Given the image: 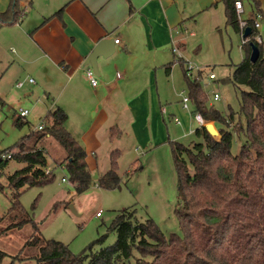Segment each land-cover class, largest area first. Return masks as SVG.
Instances as JSON below:
<instances>
[{
	"label": "trees",
	"instance_id": "16d2710c",
	"mask_svg": "<svg viewBox=\"0 0 264 264\" xmlns=\"http://www.w3.org/2000/svg\"><path fill=\"white\" fill-rule=\"evenodd\" d=\"M23 0H9L6 11L0 13V28L22 23L27 16ZM240 0H222L227 26L239 31L234 4ZM264 20V11L258 0H245ZM242 2V1H241ZM32 6V3H29ZM132 11V7L130 6ZM63 10L55 16L62 19ZM49 19V18H48ZM47 19V20H48ZM248 21L252 36L256 35L254 21ZM259 49V58L251 63V44ZM264 42L243 44V60L226 80L241 90L239 114L246 119V131L241 121L236 123V112L227 115L207 105V96L200 84L203 72L191 78L185 62H176L183 69L192 115L200 114L206 121L223 126L220 139L208 134L205 128L194 132L197 142L185 145L170 142L178 182L176 218L179 233L165 234L152 220L140 221L135 210L119 211L101 236L79 255H74L66 244L39 237L34 223L20 203L21 193L36 185L51 182L52 171L46 174L47 152L44 143L52 139L61 146L65 158L60 163L67 171L68 181L78 195L84 194L91 184L85 148L67 130L68 116L57 107L48 112L42 123L45 127L20 139L9 151L10 159L0 158V179L9 160L23 163L24 167L7 179V187L0 183V191L12 192L11 207L7 213L9 224L1 234L32 224V240L28 248H37V264H264ZM169 66V65H168ZM169 69V67H168ZM225 81V80H224ZM0 101L2 99L0 98ZM4 103V102H3ZM5 104V103H4ZM4 106V105H3ZM21 127L22 119L15 118ZM208 122L206 125H210ZM213 132V130H212ZM244 133L245 142L238 154H233L235 134ZM117 153L111 155V169L99 178L101 188L120 187L117 172ZM2 220V221H3ZM111 234L116 240L104 243ZM7 257L0 251V264Z\"/></svg>",
	"mask_w": 264,
	"mask_h": 264
},
{
	"label": "rangeland",
	"instance_id": "374dc122",
	"mask_svg": "<svg viewBox=\"0 0 264 264\" xmlns=\"http://www.w3.org/2000/svg\"><path fill=\"white\" fill-rule=\"evenodd\" d=\"M32 3L29 14L18 26H5L0 28V150L9 151L21 138L32 132V128L39 127L42 118L55 104L61 107L66 94L59 93L58 88L49 90V61L45 59L32 42L31 34L36 26H40L49 14L59 10L61 4L69 0H24ZM245 7L247 1L244 0ZM246 14H244L245 17ZM245 19V18H244ZM207 31V30H206ZM204 30V33L206 34ZM261 34L264 40V20L262 21ZM189 32V31H188ZM189 33H187L188 35ZM241 47L238 35L234 36ZM204 40L210 41L208 34ZM264 50V47H263ZM120 51V50H119ZM118 49L115 53L119 52ZM198 52L190 55L176 53L175 60H183L185 69L189 62L193 67L205 69L200 79V84L207 96V105L223 115L229 109L236 112V123L240 120L243 130L246 131V119L239 114V98L242 90L234 88L231 82L226 81L232 74L231 61H224L212 50L204 59ZM42 56V57H41ZM236 63L237 56L232 57ZM212 69L216 81H209L206 74ZM192 74V75H190ZM188 75L193 79L197 77V70H191ZM176 90L184 91L187 85L183 69L177 63L174 72ZM32 80L33 83H29ZM225 80V81H224ZM27 81V82H26ZM18 82H25L22 89H17ZM221 96L220 101H215L213 94ZM171 107L177 104L174 92L168 95ZM181 99V98H180ZM4 105V106H3ZM55 108V109H53ZM20 110H27L26 122L21 127L14 123V116ZM73 115V117H72ZM70 113L66 128L73 132L74 138L85 148L81 136L93 122V113L87 120L79 118L73 110ZM168 124L170 130H178L174 124ZM195 122L192 132L186 134L179 141L185 145L197 142L194 134ZM213 133L216 129L223 128L221 124H210ZM161 126V125H160ZM159 126L149 125L145 133H139L138 127L128 119L114 125H107L99 132L97 140L102 144L90 158L89 166L91 184L88 190L78 195L72 184L68 181L67 171L60 163L65 158L61 146L52 139L44 143L47 152V169L52 171L54 178L51 182L36 185L21 193L20 203L28 212L30 219L37 224L39 237L46 241L55 240L66 244L74 255L84 252L95 240L105 235L108 227L115 219L117 213L123 209L135 210L137 218L144 222L152 219L165 234L179 233L176 208L178 205V182L173 161L170 142L167 143V130ZM217 140L220 137L216 138ZM245 142L244 133L235 134L232 152L238 154ZM136 148L139 149L136 152ZM117 153V172L121 178L120 187L107 190L99 187V178L111 169V155ZM97 162V168L95 166ZM24 167L23 163L9 160L0 183L7 187V179ZM63 179L66 182H63ZM12 192L6 188L0 191V230L9 224L7 213L11 207ZM72 206L76 213L71 211ZM100 217H97V214ZM3 220V221H2ZM32 224H24L19 229H11L6 234L0 235V251L7 257L2 264H37V248H28L26 243L32 240ZM116 235L111 234L104 246L113 244ZM89 264V260L85 261Z\"/></svg>",
	"mask_w": 264,
	"mask_h": 264
},
{
	"label": "crops",
	"instance_id": "0c3cea01",
	"mask_svg": "<svg viewBox=\"0 0 264 264\" xmlns=\"http://www.w3.org/2000/svg\"><path fill=\"white\" fill-rule=\"evenodd\" d=\"M240 1L246 14L243 19L254 20L255 8L248 3L245 7L244 0ZM8 3L9 0H0V13L6 11ZM258 3L264 11V0ZM22 6L28 15L29 3L23 0ZM59 7L58 11L63 10L62 19L55 16L58 11H53L48 20L34 28L31 37L34 46L49 61L52 77L49 90L58 88L59 93L66 94L61 107L56 104L55 107L62 108L68 120L73 110L85 121L93 113V122L87 129L83 126L80 140L85 144L89 170L94 168L88 164L90 158L102 146L97 136L107 125L128 119L138 127L139 133L147 132L149 125L158 129L161 125L162 130H167V143L179 141L192 132L196 123L192 107L191 113L183 109L182 91L177 92L173 77L177 70L173 48L185 55L199 51V55L203 53L201 60L213 50L224 61L228 57L232 71L244 57L242 37L226 25L222 0H69ZM262 21L256 34L264 42L260 31ZM204 30L210 41L204 40ZM236 35L240 37L241 47ZM103 39H113L114 43L119 40L115 53L117 49L120 51L108 61L98 60L95 73L98 86L93 88L84 79L83 70L90 67L87 58ZM206 69L208 78L213 73L212 69ZM171 92L178 104L173 107L168 98ZM206 122L216 128L214 122ZM167 123L181 128L170 130Z\"/></svg>",
	"mask_w": 264,
	"mask_h": 264
},
{
	"label": "built area",
	"instance_id": "2783aa9c",
	"mask_svg": "<svg viewBox=\"0 0 264 264\" xmlns=\"http://www.w3.org/2000/svg\"><path fill=\"white\" fill-rule=\"evenodd\" d=\"M234 7H235V11H236V16H237V21H238L240 35L242 37V43L246 44V43H249V42H255V43H258V44H262L263 41H262L260 35H258V34L253 35V36L251 34L250 36H247V37L244 36L245 30H246V28H248V21L243 19V15H244L243 3L241 1H236L235 4H234ZM260 19H261L260 15H256L254 17L253 21H254V28L255 29H259V27H260ZM115 44H119V40H115ZM173 52L177 53L178 51H177L176 48H173ZM187 67H188V69H187L188 72L191 71V70H197V72L202 71L200 68L193 67L190 64H188ZM190 75H192V74H190ZM83 76H84V79L91 85V87L96 88L98 86V80H97L96 74L92 70L91 67L85 68L83 70ZM208 79H209V81H213L216 78H215L214 74H210L208 76ZM28 82L30 84L33 83L32 80H28ZM24 85H25V82H19V83H17L16 87L18 89H21V88L24 87ZM213 95H214L213 98H214L215 101H220L222 99L221 96L216 94V93H214ZM180 96H181V99H182L183 109L191 113V110H190L191 104H190V100H189L188 95H186L185 92L183 91V92L180 93ZM27 115H28V111L27 110H20L17 113L16 118L25 119L27 117ZM192 116H193L194 120L196 121V123L200 127L206 126V124L208 123L201 117L200 114H195V115H192ZM44 127H45V124L41 123L39 125V127L37 128V130H42ZM0 158L1 159H10L11 158V154L9 152L2 153ZM46 174H49V170H46ZM63 182H66V180L63 179ZM97 217H100L99 213L97 214Z\"/></svg>",
	"mask_w": 264,
	"mask_h": 264
},
{
	"label": "water",
	"instance_id": "95a60500",
	"mask_svg": "<svg viewBox=\"0 0 264 264\" xmlns=\"http://www.w3.org/2000/svg\"><path fill=\"white\" fill-rule=\"evenodd\" d=\"M252 33V29L250 27L246 28L244 36H250ZM115 43L113 39H103L101 40L96 47L93 49L92 53L87 58V65H90V67L93 69V71L97 72V65L98 60L102 59L104 61H108L112 58V56L115 54ZM251 54H250V61L251 63H256L259 58V49L255 44H251ZM196 128H205L209 135H211L213 138L220 137V132L216 130L215 135L212 132V127L209 125L200 127L198 124L196 125ZM71 211L73 213H76L75 209L70 206Z\"/></svg>",
	"mask_w": 264,
	"mask_h": 264
}]
</instances>
